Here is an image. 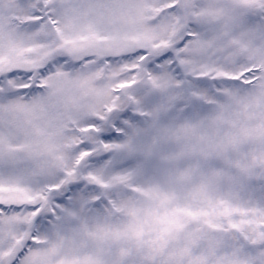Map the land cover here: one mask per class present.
Returning <instances> with one entry per match:
<instances>
[{"label": "snow or ice", "instance_id": "1", "mask_svg": "<svg viewBox=\"0 0 264 264\" xmlns=\"http://www.w3.org/2000/svg\"><path fill=\"white\" fill-rule=\"evenodd\" d=\"M0 264H264V0H0Z\"/></svg>", "mask_w": 264, "mask_h": 264}]
</instances>
